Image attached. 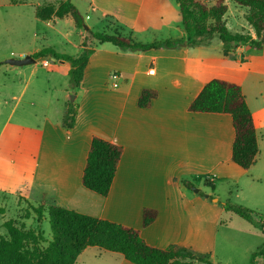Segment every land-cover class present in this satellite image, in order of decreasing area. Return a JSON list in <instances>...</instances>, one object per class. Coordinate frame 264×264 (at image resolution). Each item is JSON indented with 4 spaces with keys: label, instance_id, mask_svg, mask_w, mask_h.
<instances>
[{
    "label": "crops",
    "instance_id": "obj_1",
    "mask_svg": "<svg viewBox=\"0 0 264 264\" xmlns=\"http://www.w3.org/2000/svg\"><path fill=\"white\" fill-rule=\"evenodd\" d=\"M87 2L94 12L114 17L117 24L130 29L139 41L162 40L140 39L137 34L179 33L177 39L185 43L180 49L144 53L122 52L102 45L94 48L80 86L82 101L72 127H66L61 118L54 121L44 117L33 180L49 188V192H41L40 199L42 203L55 202L82 214L137 229L153 247L183 245L198 253L202 245L209 249L221 226L222 209L209 201L210 196L202 198L199 191L193 192V186L203 179L213 184L221 175L224 179L234 178L231 173L220 172L231 166L235 129L231 115L196 113L189 106L212 79L240 85L257 131L259 152L249 170L255 168L264 143V91L256 85L258 95L249 98L246 89L251 87L250 79L259 84L264 82V64H260L264 62V49L257 53L260 55H253L249 46H242L225 56L223 43L215 45V36L204 37L200 45L188 47L178 0ZM247 34L255 37L251 27ZM195 49L199 51L192 53ZM211 50L216 54L210 53ZM59 63L69 69L68 62ZM111 78L116 81L115 90L108 88ZM252 87L255 88L254 83ZM145 89L158 92L149 108L138 104ZM63 109L66 113L67 106ZM94 136L123 148L106 197L82 184ZM250 174L253 184L264 178V173ZM145 208L157 211L156 220L148 227L143 226ZM211 227L215 232L210 239ZM91 248L85 249L76 263ZM97 249L100 257L110 258L115 264H132L120 254Z\"/></svg>",
    "mask_w": 264,
    "mask_h": 264
},
{
    "label": "rangeland",
    "instance_id": "obj_2",
    "mask_svg": "<svg viewBox=\"0 0 264 264\" xmlns=\"http://www.w3.org/2000/svg\"><path fill=\"white\" fill-rule=\"evenodd\" d=\"M65 1L16 0L12 4L10 0H0V206L5 208V214L0 216V234L8 237L3 224L11 219L16 220L19 225L24 224L26 230L44 234L45 242L40 244L41 248L47 247L52 240L48 213H44L39 220L33 211V207H39L43 202L40 199L41 192H49V188L39 186L33 180L44 117L49 116L54 121L61 118L65 122L70 105L74 106L72 112L75 113L82 101V90L71 84L70 64L67 66L69 69H66L59 63L61 60L53 62L51 56H46L45 60L34 57L44 48H52L73 57L82 53V41L87 30L75 26L71 16L66 14ZM225 2L228 5L225 17L228 30L231 33L247 34L250 27L245 19L247 9L232 0ZM74 4L86 20L84 25L88 29L108 34L131 33L130 29L117 24L114 17H103L100 12H94L87 0L74 1ZM180 36L179 33L137 34L140 39L158 40L177 39ZM215 37V45L222 43L218 36ZM102 46L115 47L112 44ZM198 51L195 49L192 53ZM210 53L216 54L214 50ZM251 53L260 55L257 54L259 51L251 50ZM27 55H32L37 62L24 66L7 63L9 59H20ZM249 81L251 87L246 89V93L249 98H255L258 95L256 85L264 91V82L259 84L253 79ZM115 82L111 78L108 88L115 90ZM259 99L262 100V97L259 96ZM64 106H67L66 113ZM261 152L257 166L252 170L245 171L230 162L231 166L222 168L220 173H231L234 178L224 179L221 175L213 184H207L203 179L193 186V192L199 191L202 198L210 196L209 201L222 209L221 220L228 221L227 226H218L211 248L200 245L199 254L210 252L209 260L213 263L250 264L252 254L264 245L261 229L226 212L223 207L224 203H230L253 211L257 219L259 216L264 218V178L259 184H253L250 178V173H264V143ZM97 251V248L89 249L76 264H115L110 258L100 257ZM256 264H264V259L260 257Z\"/></svg>",
    "mask_w": 264,
    "mask_h": 264
},
{
    "label": "trees",
    "instance_id": "obj_3",
    "mask_svg": "<svg viewBox=\"0 0 264 264\" xmlns=\"http://www.w3.org/2000/svg\"><path fill=\"white\" fill-rule=\"evenodd\" d=\"M210 1L213 2L212 5L207 0H178L181 24L188 36L186 40L188 47L200 45L204 37L218 36L223 43L225 56L242 46H249L254 51L264 49V0H232L238 6L247 9L245 19L253 29L255 37L250 34L231 33L225 20L228 13L226 0ZM10 2L15 4L16 0ZM64 8L75 26L83 28L85 20L77 6L71 0H66ZM184 43L185 40L182 39L145 43L133 37L132 33L108 34L88 29L82 41L84 50L79 56L73 57L58 53L52 48H44L34 57L51 56L56 60L68 62L72 66L71 84L74 88H79L89 57L94 48L100 45L112 44L122 52L144 53L151 50L180 49ZM157 97L156 90H143L139 98V107L149 108ZM73 107L70 105L68 108L64 122L66 127H72L75 121L76 112H72ZM189 109L196 113L231 115L235 129L232 162L246 171L255 165L259 152L257 131L240 85L223 79H212L206 83ZM122 154L121 146L94 136L83 172V186L100 196H108ZM186 185L191 186L189 183ZM223 207L226 212L245 219L261 229L264 234L262 216L257 219L253 211L230 203H224ZM33 211L39 220L43 218L44 213H48L52 240L47 247L41 248L40 244L45 242L43 233L26 230L24 224L19 225L16 220H8L3 224L8 237L0 234V264H75L78 256L90 247L120 254L132 264H192L194 261L215 264L209 260L211 253L199 254L183 245L153 247L144 240L137 229L82 214L55 202L42 203L39 207H33ZM4 214L5 208L0 206V216ZM156 217V210L145 208L143 226H150ZM227 223L228 221L222 220L221 225ZM208 230L211 239L215 228L211 227ZM258 256L264 259V245L252 254L250 264H256Z\"/></svg>",
    "mask_w": 264,
    "mask_h": 264
},
{
    "label": "water",
    "instance_id": "obj_4",
    "mask_svg": "<svg viewBox=\"0 0 264 264\" xmlns=\"http://www.w3.org/2000/svg\"><path fill=\"white\" fill-rule=\"evenodd\" d=\"M85 29L88 30V26H85ZM46 57H40V60H45ZM52 61L53 62H56V59L55 58H52ZM37 62V59H35L32 55H27L23 58H20V59H9L7 61V63H9L10 65H13V66H24V65H29V64H33V63H36ZM61 62H64V61H61ZM198 192V191H196Z\"/></svg>",
    "mask_w": 264,
    "mask_h": 264
},
{
    "label": "built area",
    "instance_id": "obj_5",
    "mask_svg": "<svg viewBox=\"0 0 264 264\" xmlns=\"http://www.w3.org/2000/svg\"><path fill=\"white\" fill-rule=\"evenodd\" d=\"M151 72H153V70H151ZM115 78V76H113ZM115 87L117 86L116 84L114 85Z\"/></svg>",
    "mask_w": 264,
    "mask_h": 264
}]
</instances>
